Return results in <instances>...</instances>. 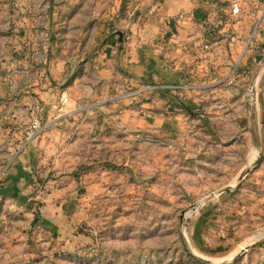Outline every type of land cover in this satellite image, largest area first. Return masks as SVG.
Masks as SVG:
<instances>
[{
    "label": "rangeland",
    "instance_id": "rangeland-1",
    "mask_svg": "<svg viewBox=\"0 0 264 264\" xmlns=\"http://www.w3.org/2000/svg\"><path fill=\"white\" fill-rule=\"evenodd\" d=\"M144 1L0 0V264H264V79L131 81Z\"/></svg>",
    "mask_w": 264,
    "mask_h": 264
},
{
    "label": "crops",
    "instance_id": "crops-1",
    "mask_svg": "<svg viewBox=\"0 0 264 264\" xmlns=\"http://www.w3.org/2000/svg\"><path fill=\"white\" fill-rule=\"evenodd\" d=\"M144 3L141 4L147 10L127 25L134 35L132 49L125 50L123 42L119 52V68L131 81L170 85L191 82L198 87L195 91L165 94L177 96L183 106L199 111L204 96L217 91L213 88H225V82H230L238 90L240 79L247 77L240 71L243 67L251 68L249 73L255 75L257 82L264 79V0H145ZM232 5L238 7V13H232ZM120 38L108 41L105 54L110 59L117 53ZM235 65L237 72L229 78ZM108 66L112 69L111 61ZM149 119L163 123L154 117ZM41 149V144L36 147V143H31L12 168L14 174H33L43 164Z\"/></svg>",
    "mask_w": 264,
    "mask_h": 264
},
{
    "label": "built area",
    "instance_id": "built-area-1",
    "mask_svg": "<svg viewBox=\"0 0 264 264\" xmlns=\"http://www.w3.org/2000/svg\"><path fill=\"white\" fill-rule=\"evenodd\" d=\"M231 10H232V13L233 14H236V13H238V11H239V9H238V7L236 6V5H232V7H231ZM182 89V87L180 86V87H175V86H163V87H155V89H157L158 91H162V92H168V91H172V90H178V89Z\"/></svg>",
    "mask_w": 264,
    "mask_h": 264
},
{
    "label": "trees",
    "instance_id": "trees-1",
    "mask_svg": "<svg viewBox=\"0 0 264 264\" xmlns=\"http://www.w3.org/2000/svg\"><path fill=\"white\" fill-rule=\"evenodd\" d=\"M192 258L196 261V262H198L199 264H205V263H203L202 261H200V260H198V259H196L195 257H193L192 256Z\"/></svg>",
    "mask_w": 264,
    "mask_h": 264
}]
</instances>
